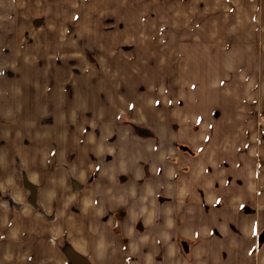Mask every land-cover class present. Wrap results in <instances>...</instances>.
Here are the masks:
<instances>
[{
    "label": "crops",
    "instance_id": "crops-1",
    "mask_svg": "<svg viewBox=\"0 0 264 264\" xmlns=\"http://www.w3.org/2000/svg\"><path fill=\"white\" fill-rule=\"evenodd\" d=\"M20 50H148L179 68L165 97L203 107L156 122L149 159L103 165L84 116L105 90L66 91L54 63L34 89ZM20 65L25 90L0 88V264H264V0H0L8 87Z\"/></svg>",
    "mask_w": 264,
    "mask_h": 264
},
{
    "label": "rangeland",
    "instance_id": "rangeland-1",
    "mask_svg": "<svg viewBox=\"0 0 264 264\" xmlns=\"http://www.w3.org/2000/svg\"><path fill=\"white\" fill-rule=\"evenodd\" d=\"M15 54L18 64H24L26 58L29 61L28 64H31L28 69L31 70V75L37 77L33 82L34 89H39L44 84V82L40 83L41 79L38 80L39 76H45L46 72L47 74H55L49 72L54 63L55 68L61 70L60 74L64 75V89L66 91L71 92L70 86L72 84L70 82L73 76H77L80 82L82 81V87L91 85V87L96 88L97 85L100 90H105V95L100 96L98 93L97 109L98 111L101 110V113L84 116L91 119L92 126H95L97 130L98 146L101 145L99 154H104L107 150L105 155L109 159L106 162L103 159V165L106 163L110 166L109 162L112 160L110 158H113L114 153L118 151L121 155L129 157V160L134 157H137L136 160L149 159L153 155V139L160 134L154 126L158 129V125L161 123L162 127L167 128L163 124L174 118H177L176 125H178L186 118L195 102L196 107H203L200 99L185 98L179 89H175L176 95L171 100L165 97V93L160 91V88L165 85L163 82L164 74L171 73L173 75L174 69L179 70V68L173 67L172 73L168 70L170 67H154L152 65L153 52L148 50L107 51L97 52L96 55L89 51L32 50L29 52L20 50ZM144 59L149 61H144ZM21 65L18 66L19 68L17 67V83H12L10 87H8V82H2L3 73L1 74L0 88L2 93L8 95L9 90H12V86L15 85L18 90H25L23 73L27 67ZM158 70H161V73ZM158 73L161 82H159ZM97 76L102 80L99 84L95 82ZM171 77L180 79V76ZM49 85L53 87V84ZM66 97L68 98L70 95L66 93ZM169 101L171 107L177 108L178 114H174L175 111L169 113ZM0 116L3 115L0 114ZM156 122L160 123L156 124ZM193 128L195 131H199L198 126ZM263 128L264 116H260L257 120V129L260 131ZM153 132H155V137ZM123 139L125 141L121 143L120 141ZM165 148L168 150V147ZM146 165L148 166L143 168L144 171H151V166Z\"/></svg>",
    "mask_w": 264,
    "mask_h": 264
}]
</instances>
